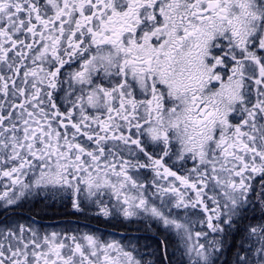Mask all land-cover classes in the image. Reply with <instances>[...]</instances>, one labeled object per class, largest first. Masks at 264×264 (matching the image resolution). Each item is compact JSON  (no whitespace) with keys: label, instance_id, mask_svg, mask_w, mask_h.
Instances as JSON below:
<instances>
[{"label":"snow or ice","instance_id":"snow-or-ice-1","mask_svg":"<svg viewBox=\"0 0 264 264\" xmlns=\"http://www.w3.org/2000/svg\"><path fill=\"white\" fill-rule=\"evenodd\" d=\"M0 264H264V0H0Z\"/></svg>","mask_w":264,"mask_h":264},{"label":"flooded vegetation","instance_id":"flooded-vegetation-1","mask_svg":"<svg viewBox=\"0 0 264 264\" xmlns=\"http://www.w3.org/2000/svg\"><path fill=\"white\" fill-rule=\"evenodd\" d=\"M42 207H43V205H41V204L29 202V203L25 204L22 208L17 209V212H19L23 215L38 214V213H41ZM49 217H52V219H49ZM60 219H61V216L57 213V209L55 207H49L47 209V216L45 217L43 223L55 227L56 223ZM101 227H102V225H101Z\"/></svg>","mask_w":264,"mask_h":264}]
</instances>
